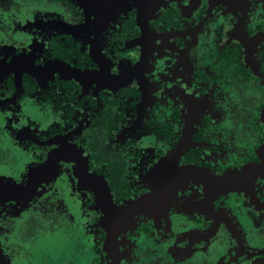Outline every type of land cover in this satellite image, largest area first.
<instances>
[{
  "label": "flooded vegetation",
  "instance_id": "1",
  "mask_svg": "<svg viewBox=\"0 0 264 264\" xmlns=\"http://www.w3.org/2000/svg\"><path fill=\"white\" fill-rule=\"evenodd\" d=\"M0 164V264H264V0H0Z\"/></svg>",
  "mask_w": 264,
  "mask_h": 264
},
{
  "label": "rangeland",
  "instance_id": "2",
  "mask_svg": "<svg viewBox=\"0 0 264 264\" xmlns=\"http://www.w3.org/2000/svg\"><path fill=\"white\" fill-rule=\"evenodd\" d=\"M14 161H17V155L16 156H14ZM1 165V164H0ZM5 166H9L8 164H5ZM54 237L56 236V234L55 233H53L52 234Z\"/></svg>",
  "mask_w": 264,
  "mask_h": 264
}]
</instances>
